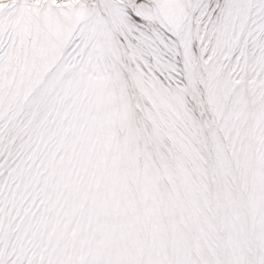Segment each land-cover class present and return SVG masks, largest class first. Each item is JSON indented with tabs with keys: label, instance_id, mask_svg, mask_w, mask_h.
I'll use <instances>...</instances> for the list:
<instances>
[{
	"label": "snow or ice",
	"instance_id": "snow-or-ice-1",
	"mask_svg": "<svg viewBox=\"0 0 264 264\" xmlns=\"http://www.w3.org/2000/svg\"><path fill=\"white\" fill-rule=\"evenodd\" d=\"M0 264H264V0H0Z\"/></svg>",
	"mask_w": 264,
	"mask_h": 264
}]
</instances>
